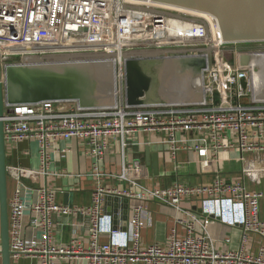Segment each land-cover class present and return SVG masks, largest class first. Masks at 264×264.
<instances>
[{
  "label": "built area",
  "instance_id": "1",
  "mask_svg": "<svg viewBox=\"0 0 264 264\" xmlns=\"http://www.w3.org/2000/svg\"><path fill=\"white\" fill-rule=\"evenodd\" d=\"M196 19L199 22L192 21ZM240 43L244 42L223 40L218 20L210 13L156 0H0L2 67L9 59L112 57L116 70L113 75L108 73V78L119 81V92L127 96L123 56L141 47L144 57L158 52L155 69L141 73L149 81L163 78L159 71L163 66L169 69L183 64L191 68L189 86L196 101L182 104L175 93L163 102L152 103L148 101L146 88L138 83L134 84L132 102L122 98L110 108L84 107L75 100L59 105L53 99H39L4 111L1 117L4 141L17 144L35 140L44 157L52 142L76 138L87 144L89 153L97 160L103 159L111 139L118 140L123 149L127 140L140 132L163 138L170 144L172 154L181 149L213 154L233 149L262 151L264 82L260 85L261 94H256L254 79L258 69L253 63L241 67L238 53L224 50ZM194 60L200 62L186 63ZM242 80L246 81L245 88L241 86ZM177 133L196 134L195 145L189 146L187 137L177 139ZM139 168L138 160L123 162L121 172L112 175L94 164L95 189L92 204L85 209L91 217L86 247L55 245L50 240V214L85 212L83 209L57 204L47 189H37L39 199L32 205L15 192L8 204L10 257L31 255L38 264H55L57 259L71 257L84 258L87 264H264V246L255 254L217 250L206 231L209 215L200 218L194 213H187L188 221L176 220V225L184 227V237L179 238L176 228H172L166 247L153 243L141 249L140 230L146 223L143 212L149 202L180 210L182 201L198 199L204 207L212 208L211 217L238 225L243 239L250 233L264 236V222L258 214L262 194L247 192L242 183L228 182L220 172L207 185L177 180L165 187L140 186L138 192L111 189L102 183L103 176H115L137 185L132 175ZM6 172L16 176L22 172L36 173L16 166H6ZM109 194L137 201L131 206L127 230L110 229V218L103 211L104 199ZM25 216L26 225L36 229L30 240L23 235ZM103 221L107 224L103 225ZM105 232L110 240L100 243L99 238Z\"/></svg>",
  "mask_w": 264,
  "mask_h": 264
},
{
  "label": "crops",
  "instance_id": "2",
  "mask_svg": "<svg viewBox=\"0 0 264 264\" xmlns=\"http://www.w3.org/2000/svg\"><path fill=\"white\" fill-rule=\"evenodd\" d=\"M241 54H248L249 56L244 65L239 62ZM229 56L231 57V55ZM52 57L48 56L44 61L52 62L54 60ZM237 59L241 67L246 68L252 65L250 53H238ZM39 61V59H31L26 63L32 65L39 63ZM11 62L13 60L9 59L2 67V80L4 81L9 71L17 69L22 60H17L15 67L11 66ZM110 73H114V70ZM119 91V81L109 83L106 88L107 108L116 104L119 99H127V96H122ZM177 93L182 104L196 102L189 82L183 88L180 87ZM259 93L261 94V92ZM158 94V91L153 95L148 94V101L152 103L165 101L166 97H161ZM3 98L4 111L9 110L13 105L27 103V99L13 97L5 84ZM52 99L59 105L75 100L80 106H93L80 94L79 90L75 99L71 95ZM261 99H264V96ZM176 137L177 139L187 137L188 145L191 147L195 145L196 134L194 133H177ZM146 149L149 150L148 155ZM39 150V145L35 140H22L17 144L5 143L6 166H16L36 172L32 175L25 172L17 176L16 174H7L8 204L13 194L18 192L26 204L32 205L39 199L37 189H47L52 192L57 204L85 211L92 204V193L95 189V177L92 175L94 164L102 172L117 175L121 172L123 162L130 163L133 160H138L140 168L132 175V180L137 185L117 179L115 176H103L101 180L104 186L111 189H130L133 192H138L140 186L165 187L177 180L192 185H207L211 183L214 174L220 172L228 182L242 183L247 192H260L262 194L258 214L260 220L264 222V150L241 152L239 149H233L213 154L209 151L181 149L172 154L170 144L163 138L143 132L129 138L123 149L118 140L111 139L102 160L93 157L89 153L87 144L76 138L58 139L52 142L47 147L44 157ZM153 156L157 158L156 170L153 167ZM135 203H137L136 200L127 197L112 194L105 197L103 211L105 216L110 218V229L118 227L127 230L128 218L131 215L130 209ZM179 209L164 203L149 202L143 212L146 223L140 230L139 247L144 249L153 243L166 247L172 228H176L179 238L184 237V227L176 225V220L188 221L187 213H194L200 218L209 215L207 216L210 219L206 231L215 248L219 251L241 250L245 254H255L261 246H264V236L250 233L243 239L242 229L238 225L223 223L218 218L211 217L212 208L210 206L204 207L202 201L198 199L182 201ZM27 222L28 219L25 216L23 235L26 240H30L36 234V229L26 225ZM105 223L107 224L106 221H103V225ZM90 225L91 217L87 211H77L64 215L54 212L50 214V240L55 245L80 244L86 247L89 243ZM197 228L199 229V227ZM225 239L228 241L226 242ZM109 240L110 236L107 232L101 234L99 238L100 243H106ZM10 264H38V260L31 255L19 258L10 257ZM55 264H87V261L79 257L60 258L56 260Z\"/></svg>",
  "mask_w": 264,
  "mask_h": 264
},
{
  "label": "water",
  "instance_id": "3",
  "mask_svg": "<svg viewBox=\"0 0 264 264\" xmlns=\"http://www.w3.org/2000/svg\"><path fill=\"white\" fill-rule=\"evenodd\" d=\"M163 3L173 4L204 11L213 15L219 23L223 40L240 41L244 43L235 46L225 47L224 50L233 53H252L253 67H264V0H156ZM189 20V19H188ZM198 21L199 20H192ZM143 53V52H142ZM160 54V53H159ZM74 56H55V62H47L39 59V63H22L17 69L10 70L7 78L2 80V66L0 59V254L1 264H10V252L8 241V203H7V172L5 141L3 123L1 117L4 113V84L9 88L13 97L27 99L33 102L39 99L63 98L71 95L74 99L78 90L86 100L97 109L106 106V85L105 79L93 77L94 72L90 70L79 71L74 67L72 59ZM158 52L145 55L148 68L142 72H150L155 69ZM248 54L240 56V64L248 61ZM61 59L66 60L61 62ZM260 60L259 66L255 63ZM200 61H187L188 65L198 64ZM70 63V65H69ZM163 66L160 71L163 78L154 79L152 83L140 72L133 69H126V84L128 87V102L133 101L134 88L139 86L146 88V91L155 87L164 88L166 78L164 73L176 72L179 67ZM87 71V72H85ZM90 78V79H88ZM111 83V82H110ZM150 83V85H149ZM241 86L246 87V81H241ZM150 95V93H148ZM264 96V95H263ZM167 98V97H166ZM147 155L149 150L146 149ZM157 158L153 156V167L156 170Z\"/></svg>",
  "mask_w": 264,
  "mask_h": 264
},
{
  "label": "rangeland",
  "instance_id": "4",
  "mask_svg": "<svg viewBox=\"0 0 264 264\" xmlns=\"http://www.w3.org/2000/svg\"><path fill=\"white\" fill-rule=\"evenodd\" d=\"M142 52H144V49H142L141 47L127 52L123 56V61H122L123 67L125 69H133L142 73L141 69L144 67L143 64L144 54ZM228 58H232V57H228ZM28 61L30 60H24V63ZM63 61L66 60L61 59V62ZM52 62H54V60H52ZM72 62L74 63V67L76 70L79 71L90 70L91 73L94 72V75H96L95 78L105 79L106 88L109 86L110 82L113 83L112 80H109L108 78L109 76L107 75L111 71L116 70V61L112 59V57L105 58L101 56L83 55V56L73 57ZM15 65H17V60H13V62H11L12 67H15ZM155 66H157V64ZM179 67L180 68L178 69V71L173 72L171 74H169L170 72H167L165 74V75L168 74L169 75L166 78V86L164 88L154 86L152 89L148 90V93H150V95H153V93L158 91L161 97L163 96L169 98L172 97L175 93H177L180 87L183 88L184 85H187L193 70L191 68L184 66L183 64H180ZM104 72H106V74H104ZM148 82L152 83V81H149V79Z\"/></svg>",
  "mask_w": 264,
  "mask_h": 264
},
{
  "label": "bare ground",
  "instance_id": "5",
  "mask_svg": "<svg viewBox=\"0 0 264 264\" xmlns=\"http://www.w3.org/2000/svg\"><path fill=\"white\" fill-rule=\"evenodd\" d=\"M255 64L259 66L260 60H257V62ZM256 68L258 70H255L254 90H255V93L257 94V93L261 92V86L260 85H262L264 82V67L262 68L260 66V67H256ZM104 74H106V73H104ZM111 74L113 75V73H111Z\"/></svg>",
  "mask_w": 264,
  "mask_h": 264
},
{
  "label": "flooded vegetation",
  "instance_id": "6",
  "mask_svg": "<svg viewBox=\"0 0 264 264\" xmlns=\"http://www.w3.org/2000/svg\"><path fill=\"white\" fill-rule=\"evenodd\" d=\"M158 58V57H157ZM158 59H157V61H156V64H158ZM146 63H147V60L145 59V57H144V60H143V64H144V67L142 68V70H145V68L147 69L148 68V66H146ZM157 80V79H156Z\"/></svg>",
  "mask_w": 264,
  "mask_h": 264
}]
</instances>
